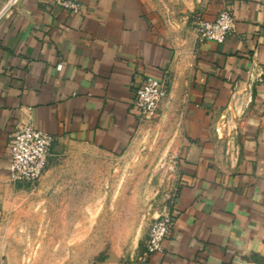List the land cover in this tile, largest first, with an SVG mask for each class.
I'll use <instances>...</instances> for the list:
<instances>
[{"label":"crops","instance_id":"obj_1","mask_svg":"<svg viewBox=\"0 0 264 264\" xmlns=\"http://www.w3.org/2000/svg\"><path fill=\"white\" fill-rule=\"evenodd\" d=\"M8 1L0 0V13ZM79 1L75 13L55 0H19L0 19V264H13L5 231L26 195L74 191L50 163L56 154L37 192L9 180L15 127L31 122L54 144L124 159L143 125L137 89L165 74L161 112L178 113L183 132L174 225L163 251L144 247L108 262L264 264V0H197L204 19L224 9L235 17L236 31L222 44L174 40L149 0ZM103 251L91 245V256Z\"/></svg>","mask_w":264,"mask_h":264},{"label":"rangeland","instance_id":"obj_2","mask_svg":"<svg viewBox=\"0 0 264 264\" xmlns=\"http://www.w3.org/2000/svg\"><path fill=\"white\" fill-rule=\"evenodd\" d=\"M149 1L167 20L174 40L198 41L197 0ZM162 104L143 123L124 159L103 161L91 146L69 141L53 145L50 163L74 191L25 196L24 208L5 231L13 264H110L115 254L145 247L154 219L170 212L178 192L183 132L178 113L163 115ZM92 234L101 239L91 240ZM95 244L105 251L91 256Z\"/></svg>","mask_w":264,"mask_h":264},{"label":"built area","instance_id":"obj_3","mask_svg":"<svg viewBox=\"0 0 264 264\" xmlns=\"http://www.w3.org/2000/svg\"><path fill=\"white\" fill-rule=\"evenodd\" d=\"M18 1L9 0L0 13V19ZM55 2L75 13L82 11L79 0H55ZM236 26L233 14L228 9H224L214 20L199 17L196 21L195 33L198 42L214 41L222 44L236 31ZM170 83V74H165L162 78L148 76L137 89L135 105L143 123L151 118L168 98ZM54 142V136L36 129L31 122H20L8 138V150L11 157L9 180L13 184L29 185L35 190L47 170ZM173 225L174 219L170 212L154 219L145 243L147 254L163 251V243Z\"/></svg>","mask_w":264,"mask_h":264}]
</instances>
